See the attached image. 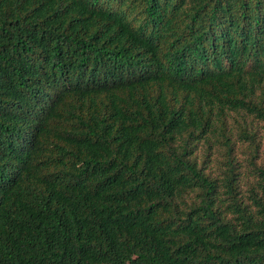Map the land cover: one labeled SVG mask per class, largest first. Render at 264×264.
Returning a JSON list of instances; mask_svg holds the SVG:
<instances>
[{"label":"trees","instance_id":"obj_1","mask_svg":"<svg viewBox=\"0 0 264 264\" xmlns=\"http://www.w3.org/2000/svg\"><path fill=\"white\" fill-rule=\"evenodd\" d=\"M0 264H264V0H0Z\"/></svg>","mask_w":264,"mask_h":264}]
</instances>
